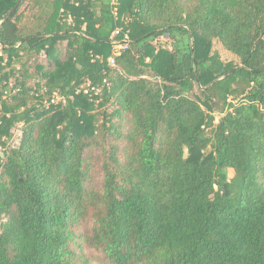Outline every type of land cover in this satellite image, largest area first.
Here are the masks:
<instances>
[{"label":"trees","instance_id":"obj_1","mask_svg":"<svg viewBox=\"0 0 264 264\" xmlns=\"http://www.w3.org/2000/svg\"><path fill=\"white\" fill-rule=\"evenodd\" d=\"M116 1L0 26V264H264V0Z\"/></svg>","mask_w":264,"mask_h":264},{"label":"built area","instance_id":"obj_2","mask_svg":"<svg viewBox=\"0 0 264 264\" xmlns=\"http://www.w3.org/2000/svg\"><path fill=\"white\" fill-rule=\"evenodd\" d=\"M113 5L115 6L114 14H115V16H117V12L118 11H117V7L116 6L118 5V2L116 0H113ZM125 39H126L125 43L122 44V46H121L122 50H125L127 48V44H129V42H130L129 41V37L127 35H126ZM109 62H110V65L115 67V60L113 58L109 59ZM61 102L64 103L65 100H63L60 97H56V98H54L52 100V104H59ZM11 135H12V139L9 141L7 147L4 150H6V149H16L19 146L21 140L23 139L22 125H18L16 128L12 129ZM0 149H2V148H0Z\"/></svg>","mask_w":264,"mask_h":264},{"label":"rangeland","instance_id":"obj_3","mask_svg":"<svg viewBox=\"0 0 264 264\" xmlns=\"http://www.w3.org/2000/svg\"><path fill=\"white\" fill-rule=\"evenodd\" d=\"M170 41L168 39H164V38H161L160 39V44L165 46V47H170ZM215 49L220 53L222 59L224 61H233L235 63H239L238 59L236 58V56L231 53V52H228L227 50H225L222 46H220L219 44H215ZM38 62L41 63V64H44V65H47L48 67L50 66L48 60H46L45 57H41L39 56L38 57ZM187 94H195L197 93V90H196V86L194 84V82H192L190 84V86L188 87V90L186 91ZM229 178H232L234 176V171L233 170H229Z\"/></svg>","mask_w":264,"mask_h":264},{"label":"water","instance_id":"obj_4","mask_svg":"<svg viewBox=\"0 0 264 264\" xmlns=\"http://www.w3.org/2000/svg\"><path fill=\"white\" fill-rule=\"evenodd\" d=\"M24 0H19L16 4V6L9 12V14L4 18V20L1 22L0 26H2L8 19H10L13 15V13L16 11V9L20 6V4L23 2Z\"/></svg>","mask_w":264,"mask_h":264}]
</instances>
